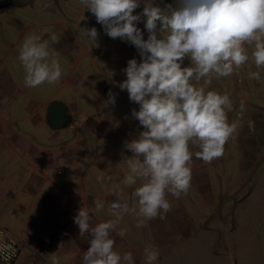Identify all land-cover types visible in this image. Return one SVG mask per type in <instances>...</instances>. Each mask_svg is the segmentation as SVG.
Segmentation results:
<instances>
[{"label": "rangeland", "instance_id": "obj_1", "mask_svg": "<svg viewBox=\"0 0 264 264\" xmlns=\"http://www.w3.org/2000/svg\"><path fill=\"white\" fill-rule=\"evenodd\" d=\"M151 2L140 0L133 14ZM153 3L176 7L178 0ZM145 22L142 17L137 27L146 40ZM20 23L36 25L27 36L50 41L63 74L56 84L26 87L18 60L25 38L11 53L0 44L15 77L12 84L5 63L0 64V225L23 242L15 264H83L91 236L80 235L74 223L78 210L88 208L90 228L95 227L115 219L108 207L115 192L121 191L123 202L131 206L132 193L140 186L139 180L130 187L122 183L132 156L124 144L144 129L132 116L139 105L118 85L127 79L122 71L127 62L135 58L139 63L141 56L130 42L109 37L80 0H0V37L13 42L17 30L9 24ZM93 27L95 42L84 30ZM52 33L58 42L51 43ZM251 52L249 47V61L232 75L213 77L210 84L193 81L205 91L227 92L233 103L229 122L239 117L240 127L224 155L211 163L196 158L199 148L190 145L191 187L179 198L167 196L171 210L164 219L158 216L137 228L135 216L123 215L110 235L116 251L132 253L133 264L139 256L145 264L143 250L149 245L158 248L162 260L167 244L154 237L167 231L191 233L179 247L185 264H264V69L256 68ZM188 66L186 57L182 67ZM257 71L260 80L251 79L250 73ZM109 92L115 94V104L104 107ZM55 99L65 101L72 115L70 124L60 129L51 128L45 117ZM94 201L104 209L95 211ZM120 229L127 230L123 238Z\"/></svg>", "mask_w": 264, "mask_h": 264}, {"label": "clouds", "instance_id": "obj_2", "mask_svg": "<svg viewBox=\"0 0 264 264\" xmlns=\"http://www.w3.org/2000/svg\"><path fill=\"white\" fill-rule=\"evenodd\" d=\"M80 2L109 37L128 41L139 50L141 61L133 58L127 62L122 70L127 79L118 86L139 105L138 111L132 110V116L144 130L124 144L132 156L126 161L128 171L122 183L130 187L140 181L132 193L131 206L123 202V193L117 191L116 199L108 205L115 219L90 228L92 214L81 207L74 223L80 235L91 236L83 264H133L132 253L116 251L110 235L123 215L135 216L137 228L145 227L146 222L158 216L164 219L171 210L167 196L179 198L191 187L194 154L190 145L199 148L196 158L211 163L224 155L226 143L240 127L239 117L229 122L233 103L227 92L205 91L196 84L201 80L210 84L213 77L232 75L249 61V47L256 68L264 69V0H178L176 7L169 4L165 8L154 5L152 0L144 3L142 13L137 14L133 13L140 7V0ZM142 17L146 18V40L137 27ZM84 30L95 42L96 28ZM58 39L55 33L51 34V43ZM186 57L191 66L182 67ZM18 60L26 87L56 84L63 74L59 53L38 34L25 37ZM250 78L260 80V72L250 73ZM114 104L115 94L109 92L103 106ZM240 107L242 113L244 105ZM249 128L254 130L251 121ZM94 204L97 212L105 207L102 202ZM126 231L120 229L118 235L123 238ZM7 250L9 246L0 234V252ZM159 255L155 245L145 247V264H155Z\"/></svg>", "mask_w": 264, "mask_h": 264}, {"label": "crops", "instance_id": "obj_3", "mask_svg": "<svg viewBox=\"0 0 264 264\" xmlns=\"http://www.w3.org/2000/svg\"><path fill=\"white\" fill-rule=\"evenodd\" d=\"M9 26H11L14 29H16L17 31L15 32V37L13 42H11L8 39H6L4 36L0 37V44L6 49L7 53H11L13 52V49H16V47H18L22 41L23 38H25L27 36L26 32L30 29V28H34V26L36 25H32V24H27V23H20V24H15L11 25L9 24ZM27 26V27H25ZM9 27V28H11ZM27 29V30H26ZM35 29V28H34ZM20 48V47H19ZM7 57L0 54V64L3 66L5 63V67H6V74L10 77V79L12 81V84L15 83V77L8 71V66L6 63ZM207 231V230H204ZM208 232V231H207ZM191 233H189L188 235L185 234V231H181L180 235L175 234L174 231H167L166 233H160L159 236H153L154 240H162L163 242H165V244H167L166 246V252L162 257V260H160L158 258V260L155 262V264H185L183 262V251H180L179 247L183 246V243L185 240H188L191 236ZM212 244H213V240H212ZM145 249V248H144ZM144 251V250H143ZM162 251V249H161ZM179 252L181 254L180 259L177 258L176 254ZM215 254V252H213ZM18 259V258H17ZM180 260V262H179ZM17 261V260H16ZM15 261V263H16ZM72 264V262H71ZM134 264H143V260L142 258L139 256L138 259L135 260Z\"/></svg>", "mask_w": 264, "mask_h": 264}, {"label": "water", "instance_id": "obj_4", "mask_svg": "<svg viewBox=\"0 0 264 264\" xmlns=\"http://www.w3.org/2000/svg\"><path fill=\"white\" fill-rule=\"evenodd\" d=\"M47 124L53 129H60L70 124L72 115L69 105L63 100H52L45 113Z\"/></svg>", "mask_w": 264, "mask_h": 264}, {"label": "built area", "instance_id": "obj_5", "mask_svg": "<svg viewBox=\"0 0 264 264\" xmlns=\"http://www.w3.org/2000/svg\"><path fill=\"white\" fill-rule=\"evenodd\" d=\"M0 234H3L4 241L9 246V250L0 252V264H15L23 242L5 226L0 225Z\"/></svg>", "mask_w": 264, "mask_h": 264}]
</instances>
